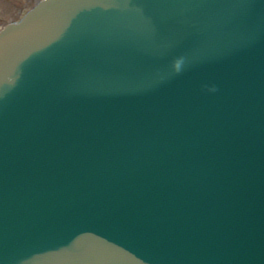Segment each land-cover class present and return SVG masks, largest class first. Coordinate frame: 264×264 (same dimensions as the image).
<instances>
[{
    "label": "water",
    "instance_id": "water-1",
    "mask_svg": "<svg viewBox=\"0 0 264 264\" xmlns=\"http://www.w3.org/2000/svg\"><path fill=\"white\" fill-rule=\"evenodd\" d=\"M0 264H264V0H46L1 32Z\"/></svg>",
    "mask_w": 264,
    "mask_h": 264
},
{
    "label": "rangeland",
    "instance_id": "rangeland-1",
    "mask_svg": "<svg viewBox=\"0 0 264 264\" xmlns=\"http://www.w3.org/2000/svg\"><path fill=\"white\" fill-rule=\"evenodd\" d=\"M39 0H0V28L17 21L25 10L32 8Z\"/></svg>",
    "mask_w": 264,
    "mask_h": 264
},
{
    "label": "clouds",
    "instance_id": "clouds-1",
    "mask_svg": "<svg viewBox=\"0 0 264 264\" xmlns=\"http://www.w3.org/2000/svg\"><path fill=\"white\" fill-rule=\"evenodd\" d=\"M183 63H184L183 57L176 58L173 61V65H172L174 71L177 72V73H179L181 71V68H182ZM209 91L215 92V91H217V89L215 87H211L209 89Z\"/></svg>",
    "mask_w": 264,
    "mask_h": 264
}]
</instances>
